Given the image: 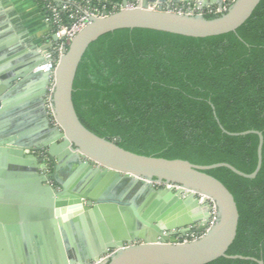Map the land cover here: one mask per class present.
<instances>
[{"label":"water","instance_id":"obj_1","mask_svg":"<svg viewBox=\"0 0 264 264\" xmlns=\"http://www.w3.org/2000/svg\"><path fill=\"white\" fill-rule=\"evenodd\" d=\"M189 1H195L200 8L221 7L224 2L140 0L137 6L129 7L124 0L121 8L111 12L104 10L102 16L90 17L63 47L54 70L51 101L57 125L50 122L45 107L47 135L40 141L24 142V134L16 130L13 120L0 124V163L24 165L35 172L33 175L19 171L3 174L18 185L0 187V198L5 197L3 201L10 205L8 198L15 196L36 203L38 208L37 216L29 217L15 213L10 206L3 207L0 264H18L16 257L22 254L20 244L30 245L44 233L50 239L51 255L38 251V259L28 264H87L90 261H99L98 264H205L221 256L254 259L226 254L236 235L239 214L232 193L205 170L224 166L239 176L254 178L262 160L260 131L228 132L220 125L223 132L230 135H258L256 167L245 173L226 162L201 165L180 158L129 151L86 128L73 105V82L78 65L89 44L99 36L121 28H145L190 37L220 35L235 31L260 2L235 0L228 9L212 18L175 13L161 6ZM152 4L158 7L151 8ZM52 39L56 41L57 36L53 34ZM5 46L1 49L11 57L17 52L12 42ZM31 54L37 58L26 62L23 71L45 62L37 51ZM4 70L0 68V81L7 86L21 75L15 69ZM35 73H43L48 84L49 72ZM45 161L51 166L49 173L39 171ZM154 180L167 186H154ZM197 194L214 201L215 224L196 240L171 242V236H181L207 222L210 206L200 201ZM1 230L6 244L1 242ZM73 235L79 238L72 241ZM110 251H113L111 257L100 261ZM257 262L263 264L261 260Z\"/></svg>","mask_w":264,"mask_h":264},{"label":"trees","instance_id":"obj_2","mask_svg":"<svg viewBox=\"0 0 264 264\" xmlns=\"http://www.w3.org/2000/svg\"><path fill=\"white\" fill-rule=\"evenodd\" d=\"M72 101L86 128L124 149L201 165L226 162L245 173L256 167L258 135H230L220 125L260 131L254 178L224 166L205 170L236 202L237 230L226 254L254 259L221 256L205 264H264V0L235 31L220 35L121 28L99 36L78 65Z\"/></svg>","mask_w":264,"mask_h":264},{"label":"crops","instance_id":"obj_3","mask_svg":"<svg viewBox=\"0 0 264 264\" xmlns=\"http://www.w3.org/2000/svg\"><path fill=\"white\" fill-rule=\"evenodd\" d=\"M95 1L107 3L112 10H117L122 7L124 0ZM132 2L133 0H127V6ZM52 35L50 26L45 21V10L37 0H0V68L6 69L4 71L15 69L21 74L11 82L10 86L5 85L4 81H0V124L15 121L13 125L16 130L24 134L22 139L24 142L40 141L47 135L44 129L46 119L43 106L47 79L43 73H35L33 69L23 71L22 67L26 62H31L37 58L31 54L33 51H37L39 55L43 56L40 48L50 49L54 45L55 41H53ZM9 42L16 46L17 52L12 57L1 49L5 45L7 46ZM42 90L43 93L41 94ZM12 171L28 173L27 175L35 173L24 165L2 162L0 163V187L18 185L3 175ZM10 190L20 194L19 191L12 188ZM4 198H0V212L3 207L10 206L17 214L20 213L29 217L37 216L36 203L24 201L14 196L8 198L11 202L8 205L7 202L3 201ZM1 234V242L6 244V236H4L3 230H1ZM44 234L41 238L36 237L30 245L23 247L20 244L22 254L19 258L16 257L18 264L34 262L39 257L38 251L51 255L50 239L47 237V233ZM77 238L79 236L73 235L72 241H76Z\"/></svg>","mask_w":264,"mask_h":264},{"label":"built area","instance_id":"obj_4","mask_svg":"<svg viewBox=\"0 0 264 264\" xmlns=\"http://www.w3.org/2000/svg\"><path fill=\"white\" fill-rule=\"evenodd\" d=\"M43 4L45 10V21L50 26L52 34L57 36V40L50 49H43L42 54L45 62L36 66L33 70L49 72V82L46 86V93L44 96V107L46 114L53 125H57L55 115L52 107V93L54 89V70L62 55V49L67 46L77 32L82 29L88 22L90 17L102 16L105 9L104 4L100 5L95 0H61L59 3L54 0H37ZM235 0H224L221 7L206 6L200 8L195 1H189L179 4L163 3L162 9L169 10L175 13L195 15V14H214L225 11L231 6ZM140 3V0H133L129 7H135ZM157 8V4H152L151 8ZM48 162L45 161L44 168L48 170ZM154 186H167L166 184L157 180L153 181ZM200 201H206L210 206L209 217L205 224L198 229H192L181 236H171V242H190L203 236L210 227H212L217 218V209L214 201L202 194H197ZM113 251L104 254L100 261L105 258H110ZM99 261H90L87 264H98Z\"/></svg>","mask_w":264,"mask_h":264},{"label":"flooded vegetation","instance_id":"obj_5","mask_svg":"<svg viewBox=\"0 0 264 264\" xmlns=\"http://www.w3.org/2000/svg\"><path fill=\"white\" fill-rule=\"evenodd\" d=\"M47 165H48V170H47V168H44V169H43V168H41L39 171H40V172L49 173V172H50V169H51V166H50L49 162H48V164H47Z\"/></svg>","mask_w":264,"mask_h":264},{"label":"rangeland","instance_id":"obj_6","mask_svg":"<svg viewBox=\"0 0 264 264\" xmlns=\"http://www.w3.org/2000/svg\"><path fill=\"white\" fill-rule=\"evenodd\" d=\"M153 8V7H152ZM116 10V9H115ZM113 11V10H112Z\"/></svg>","mask_w":264,"mask_h":264}]
</instances>
